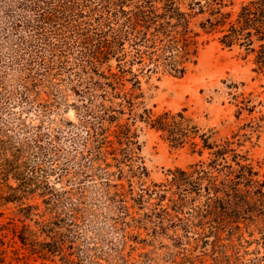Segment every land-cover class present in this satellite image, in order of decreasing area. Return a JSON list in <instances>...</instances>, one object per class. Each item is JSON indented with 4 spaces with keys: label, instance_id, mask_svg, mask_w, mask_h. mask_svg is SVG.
Segmentation results:
<instances>
[{
    "label": "trees",
    "instance_id": "obj_1",
    "mask_svg": "<svg viewBox=\"0 0 264 264\" xmlns=\"http://www.w3.org/2000/svg\"><path fill=\"white\" fill-rule=\"evenodd\" d=\"M202 36L243 52L264 76V0H242L236 10L233 0H0V120L14 106L48 115L64 81L79 103L76 123L51 138L40 125L0 128V178L16 183L8 199L37 193L53 215L38 225L48 241L25 229L23 246L61 264H93L80 223L88 189L93 206L171 237L175 248L246 230L264 243V190L240 145L203 132L185 108L134 113L143 72L183 78ZM137 121L201 159L147 186ZM62 134L69 151L56 142ZM52 176L74 188L55 189Z\"/></svg>",
    "mask_w": 264,
    "mask_h": 264
},
{
    "label": "rangeland",
    "instance_id": "obj_2",
    "mask_svg": "<svg viewBox=\"0 0 264 264\" xmlns=\"http://www.w3.org/2000/svg\"><path fill=\"white\" fill-rule=\"evenodd\" d=\"M241 1L233 0L234 10ZM200 42L197 64L183 78L143 72L140 76L143 104L134 113L141 114L144 108L153 114L175 113L185 108L187 117L203 132L214 129L215 140L228 138L240 145L238 150L258 174L264 190V76L253 72L252 59L243 52L224 49L211 36H202ZM71 86L64 81L57 98L49 96L54 99L48 106V115L40 116L34 107L22 110L14 106L8 109L12 115H2L0 121L5 122V127L0 122V128L15 129L21 123L27 127L40 125L43 133L53 137L58 127L63 129L77 121L73 106L79 103ZM127 118L125 115L123 120ZM135 129L149 173L147 186L163 182L167 170L185 169L201 159L188 146H170L145 123L137 121ZM56 142L70 150L66 134L58 135ZM49 180L57 190L74 188L70 185L73 182H68L69 177L61 181L52 176ZM7 185L16 187L14 181L0 178V264H61L58 257L42 258L19 240L27 229L35 233V237L27 238L48 241L38 230L41 222L53 216L43 199L37 193L8 199L13 193ZM91 197L88 189L85 206L88 212L81 214L80 223L89 254L94 257L93 264H264V243L256 232L224 235L220 241L212 237L197 243L185 241L175 248L169 236H152L150 230L144 231L127 218L108 216L103 207L93 206Z\"/></svg>",
    "mask_w": 264,
    "mask_h": 264
}]
</instances>
